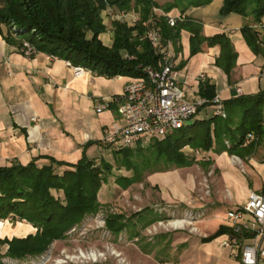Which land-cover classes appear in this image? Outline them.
Returning a JSON list of instances; mask_svg holds the SVG:
<instances>
[{"label": "trees", "instance_id": "trees-1", "mask_svg": "<svg viewBox=\"0 0 264 264\" xmlns=\"http://www.w3.org/2000/svg\"><path fill=\"white\" fill-rule=\"evenodd\" d=\"M212 1L0 0V27L7 28L8 40L15 37L20 45L28 41L37 51L57 55L93 73L108 77H143L145 68L158 67L161 58L146 37L149 21L154 19L161 27L163 44L176 43L181 27L191 24V20L186 21L188 23L178 20L171 26L167 15L174 9L184 14L191 7L205 6ZM109 9L139 15V20L133 25L112 20L113 41L110 46L104 44L100 37L107 30L102 14ZM155 9L163 13L157 14ZM221 13L252 17L258 24L264 18V0H223ZM191 27L192 55L205 41L209 45L219 44L221 54L216 64L230 77L237 58L230 38L225 34L205 38L197 25ZM242 34L250 49L256 55L264 56V38L259 31L246 24ZM198 93L209 100L205 106L212 105L217 95L215 84L206 79L201 82ZM223 103L225 116L197 119L166 137L151 139L145 143L147 145L115 151L120 166L133 171L131 176L117 177V183L126 188L138 182L143 171L151 166L165 171L192 165L193 159L183 150L186 146L217 154L227 152L241 159L255 155L264 141V89ZM248 134L254 135L255 139L246 143ZM145 150H148V155L135 157V152L141 154ZM63 165L67 167L60 170L59 166ZM111 170V163L105 159L98 163L87 155L75 164L53 159L50 164L43 165L36 161L26 165L15 162L0 165V220L27 221L37 228L35 234L23 238L0 240L1 244L8 245L7 254L17 260L37 256L46 251L52 241L65 237L66 232L87 215L95 213L100 204L98 193ZM146 217L140 214L141 219ZM157 219L154 216L149 222ZM129 224L120 215L107 220L108 229L116 235L127 229ZM135 227L133 224L132 229ZM230 231L229 226L221 225L213 235L203 240L211 241Z\"/></svg>", "mask_w": 264, "mask_h": 264}, {"label": "crops", "instance_id": "crops-1", "mask_svg": "<svg viewBox=\"0 0 264 264\" xmlns=\"http://www.w3.org/2000/svg\"><path fill=\"white\" fill-rule=\"evenodd\" d=\"M157 1L165 3L171 0ZM222 5L223 0H213L205 6L191 7L184 14L177 9L168 14L181 16V23L191 20V24L186 22L187 26L181 27L176 43L168 42V50L181 71L183 86L190 98L199 95L200 73L215 84L216 94L223 102L264 89V56L256 55L242 34L243 26L249 24L264 38V18L257 24L252 17L237 13L222 14ZM162 13L158 9L157 14ZM192 25H197L205 38L218 34L230 38L237 53L230 77L216 64L221 54L219 44L209 45L205 41L196 54L188 57ZM109 32V36L107 33L100 36L108 46L113 41L112 31ZM7 36V28L1 26L0 165L13 162L26 165L31 161L43 165L50 164L53 159L75 164L84 155L95 159L102 155L101 151L104 152L105 148L102 145L104 129L119 119L121 101L116 102V98L123 96L128 77H108L90 70L78 76L63 58L52 59L50 54L40 51L26 56L20 49L19 40L15 37L8 40ZM101 102H109V106L98 111L97 106ZM214 111L213 104L205 106L198 112L205 115L198 117L197 114L194 118L208 119L215 115ZM211 153L215 154L214 151ZM226 153H216L214 158L219 177L214 179L215 197L210 200L209 220H205L202 226L211 232L208 236L213 235L221 225L229 226V220L224 217L228 210L245 203L251 192H264V161L251 156L248 169L241 170L246 176L244 181L227 170L228 166L236 164ZM66 167L59 166L60 170ZM228 180L243 188L236 197L227 190ZM225 204L228 206L223 209ZM10 225V220H0V234L10 237V234L16 233L24 237L36 231L33 225L23 221L17 222L15 229ZM225 234L211 241L201 238L188 250L191 258L181 259L178 264H238L231 258L230 249L218 245V239ZM214 242L218 246L216 250L211 245ZM138 250L143 256H150L148 251ZM160 262L156 264H168Z\"/></svg>", "mask_w": 264, "mask_h": 264}, {"label": "rangeland", "instance_id": "rangeland-1", "mask_svg": "<svg viewBox=\"0 0 264 264\" xmlns=\"http://www.w3.org/2000/svg\"><path fill=\"white\" fill-rule=\"evenodd\" d=\"M102 15L107 25L105 33L109 36L114 18L107 11H104ZM191 56L190 48L188 57ZM196 119L197 117L188 120L186 125H191ZM253 139H255L254 135L247 136L246 143ZM102 145L105 147L104 152L101 151L102 155H99L96 160L99 163L101 159H105L111 163L112 170L98 193L100 203L98 210L74 225L66 232L65 237L52 241L47 250L37 255L38 259L31 264H144L145 262L156 264L160 261L178 264L181 259L191 258L188 250L199 243L201 238L211 234L202 226L205 220H209L210 200L215 197L214 179L219 177V168L214 164L216 153L212 154L211 151L208 153L200 148L186 146L183 150L193 159L192 165L173 167L165 171L151 166L152 168H146L143 171L140 181L124 188L117 183L116 178L121 175L131 176L133 171L120 166L115 151L103 143ZM132 148L135 149L136 146ZM197 150L200 154H196ZM142 154L148 155V150L141 154L135 152L134 155L136 157ZM226 154L232 159V155ZM250 158H240L244 169H248ZM255 158L264 161V141L259 145ZM133 159L136 160V158ZM136 161L139 162L141 159ZM160 165L162 167V164ZM234 166L233 164L228 166L227 170L245 181L244 173L237 165ZM226 185L227 190L234 197L243 189L239 184L233 185L229 180ZM227 206L225 204L223 209ZM142 213L143 216H147L145 219L140 218ZM119 215L130 224L127 229L116 235L108 229L107 220ZM154 216L158 219L149 222ZM224 217L228 220L226 215ZM174 220L184 221L183 226L174 227L172 225ZM17 222L22 221L10 220V226L15 229ZM23 223L33 225L27 221ZM133 224H136L135 229H132ZM33 227L36 233L37 228L34 225ZM136 232L139 233L137 236L134 234ZM15 234H10V237L0 234V240L23 238ZM211 245L214 250L218 249L216 242ZM138 249L148 251L150 256H143ZM7 250L8 245L0 243V264H29L28 258L16 260L7 254ZM80 251L96 252L99 255L97 261L81 257ZM62 260L64 262H60Z\"/></svg>", "mask_w": 264, "mask_h": 264}, {"label": "built area", "instance_id": "built-area-1", "mask_svg": "<svg viewBox=\"0 0 264 264\" xmlns=\"http://www.w3.org/2000/svg\"><path fill=\"white\" fill-rule=\"evenodd\" d=\"M157 11L158 9H155L156 13ZM107 13L129 25L139 20V15L134 12L109 9ZM167 17L171 26L181 20V16ZM146 37L161 58L158 67L145 68L143 77H129L123 96L116 98V102L121 101L118 108L119 119L105 127L102 139V143L113 151L144 145L151 139L166 137L184 127L188 120L193 119L199 110L209 103L207 98L200 95L188 97L181 71L168 50V43L163 44L161 27L154 19L149 21ZM20 49L26 56L38 52L28 41H24ZM51 58L56 59L58 56L51 55ZM66 64L78 76L87 70L71 64L70 61H66ZM206 79V75L200 73L199 80L203 82ZM212 103L215 106V115H226L224 103L217 95ZM108 106L109 102H101L97 110L102 111ZM247 136L251 137V134ZM196 154H200V151L197 150ZM232 161L244 171V164L238 156L233 155ZM226 215L231 231L218 239V245L230 249L231 258L238 264H264V192H251L245 203L228 210ZM176 221L179 220H174ZM79 255L93 261H97L99 256L92 251H80ZM38 257L28 256L29 264L36 262Z\"/></svg>", "mask_w": 264, "mask_h": 264}, {"label": "bare ground", "instance_id": "bare-ground-1", "mask_svg": "<svg viewBox=\"0 0 264 264\" xmlns=\"http://www.w3.org/2000/svg\"><path fill=\"white\" fill-rule=\"evenodd\" d=\"M184 221H176V222H174V226H176V227H179V226H182V223H183Z\"/></svg>", "mask_w": 264, "mask_h": 264}]
</instances>
